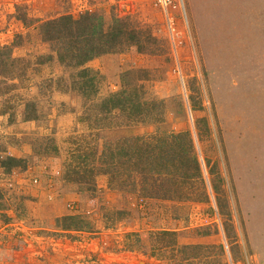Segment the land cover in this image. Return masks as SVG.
I'll return each mask as SVG.
<instances>
[{
	"label": "rangeland",
	"instance_id": "1",
	"mask_svg": "<svg viewBox=\"0 0 264 264\" xmlns=\"http://www.w3.org/2000/svg\"><path fill=\"white\" fill-rule=\"evenodd\" d=\"M153 4L0 0V46L20 35L26 69L0 75V264H264V0H183L172 32ZM85 11L129 30L85 64L90 98L37 58L52 52L37 21ZM125 74L143 111L96 110Z\"/></svg>",
	"mask_w": 264,
	"mask_h": 264
},
{
	"label": "trees",
	"instance_id": "2",
	"mask_svg": "<svg viewBox=\"0 0 264 264\" xmlns=\"http://www.w3.org/2000/svg\"><path fill=\"white\" fill-rule=\"evenodd\" d=\"M20 19L24 25H27V20L25 18ZM37 22L42 41L48 43L52 51L51 54L49 53L44 56L40 55L37 58L45 60L52 59L54 56L60 65L66 66L71 71L77 70V80L73 82L75 89L86 98L94 96L97 93L96 74L86 68L85 64L93 58L116 49L117 38L120 35H127V31H129L126 25V18H117L114 16L111 23L106 27L103 15L92 11H85L76 16L65 14L51 20ZM20 38V35H16L10 45L0 46V75H10V77H17L20 79V77L23 78V75L26 74V69L19 65V63L22 64L25 60L12 56L13 48L21 45L17 41ZM41 64H44V62H39V65ZM127 75L128 74L124 75L121 89L103 98L100 103L95 106L96 110L102 113H110L118 110L122 112L126 111L131 114L141 113L143 111L144 106L149 102L138 95L136 90L133 91L134 87H131V85L125 81V76ZM31 106L33 105H30L29 102H26L24 105L23 115L25 120H35L37 117L36 109L30 108ZM30 113L33 115H30ZM105 150L107 152V154L104 153L105 157L109 159L112 158V160H110V162L104 161V163L113 166V171L106 173L110 175V178H116L120 161L116 160L113 156L114 151H112L111 148ZM123 156H126V160L128 161L131 158L128 157L130 155L127 153L123 154ZM142 162L145 161L143 160ZM18 163H22V159L8 157L6 160L1 161V165L4 168L8 166H18ZM102 164L103 162L101 165ZM163 165L164 164H160L162 169L166 170L164 167L168 166ZM152 170L153 169L149 167H140V171L144 174L143 177H146ZM60 222L64 223L65 228L61 226V229L65 231L81 230L84 228L83 225H85L82 219L75 216L62 217L58 220V223ZM56 226L60 225H57L56 222ZM159 233L165 236L171 235V233L167 231Z\"/></svg>",
	"mask_w": 264,
	"mask_h": 264
},
{
	"label": "built area",
	"instance_id": "3",
	"mask_svg": "<svg viewBox=\"0 0 264 264\" xmlns=\"http://www.w3.org/2000/svg\"><path fill=\"white\" fill-rule=\"evenodd\" d=\"M154 7H156L164 17L165 22L168 24V29L172 32L173 11L181 9L183 0H153Z\"/></svg>",
	"mask_w": 264,
	"mask_h": 264
}]
</instances>
